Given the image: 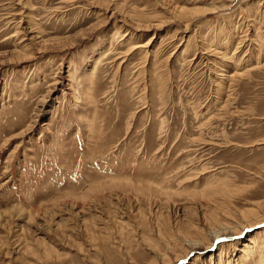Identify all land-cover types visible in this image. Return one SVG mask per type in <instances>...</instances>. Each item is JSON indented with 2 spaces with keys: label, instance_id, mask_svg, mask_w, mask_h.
Masks as SVG:
<instances>
[{
  "label": "rangeland",
  "instance_id": "rangeland-1",
  "mask_svg": "<svg viewBox=\"0 0 264 264\" xmlns=\"http://www.w3.org/2000/svg\"><path fill=\"white\" fill-rule=\"evenodd\" d=\"M261 216L264 0H0V264H264Z\"/></svg>",
  "mask_w": 264,
  "mask_h": 264
},
{
  "label": "bare ground",
  "instance_id": "bare-ground-1",
  "mask_svg": "<svg viewBox=\"0 0 264 264\" xmlns=\"http://www.w3.org/2000/svg\"><path fill=\"white\" fill-rule=\"evenodd\" d=\"M200 11V10H199ZM190 12H192V11H190ZM196 12V11H195ZM201 12V11H200ZM160 27V26H159ZM139 28V27H138ZM140 29V28H139ZM158 29V28H157ZM150 40V39H149ZM148 40V41H149ZM150 42V41H149ZM149 42H147V43H145L144 44V46H143V48L145 47H148V45H149ZM139 46V45H138ZM137 46V48H139V47H142V46H139L138 47ZM136 48V49H137ZM135 49V48H134ZM18 51V50H17ZM184 52V51H183ZM18 55H17V62H18V58H20L23 54L22 53H20L19 51H18V53H17ZM124 57H125V55H124ZM23 58H25V57H23ZM171 58V57H170ZM14 59V58H13ZM20 60H22L21 58H20ZM190 62V61H189ZM231 76H233V75H231ZM237 76H238V74H237ZM236 77V76H235ZM241 77V76H240ZM233 78V77H232ZM219 191H221V190H219ZM223 191H221V193H222ZM224 213H225V211H224ZM227 213V212H226ZM225 213V214H226ZM228 214V213H227ZM243 223V222H242ZM241 224V223H240ZM239 224V228L241 229L242 227H243V229L244 228H251V227H253V226H256V225H260V224H264V216H261V218H254V220H249V221H247L245 224H242V225H240ZM228 226H230V225H228ZM228 226H223V227H221L220 229H218V230H214V231H209V233H207L206 234V236L208 237H212V239H211V243H210V245L212 246V244L215 242V240H216V243H218V241L219 240H217L218 238L220 239V237H222V236H224L225 235V233H227L228 232V230L230 231H234V229H235V227L233 226H230V227H228ZM218 228V227H217ZM232 228H233V230H232ZM238 228V227H237ZM221 230V231H220ZM240 231V230H239ZM263 234V233H262ZM238 236V235H237ZM207 239V238H206ZM186 240V239H185ZM208 240V239H207ZM188 243H190L191 245L188 247L189 249H190V251H193L194 249H197V247H196V242H189V240H187L186 242H185V245H187ZM253 245V244H252ZM188 246V245H187ZM247 256V255H246ZM160 258H162V256H159ZM164 257V256H163Z\"/></svg>",
  "mask_w": 264,
  "mask_h": 264
}]
</instances>
